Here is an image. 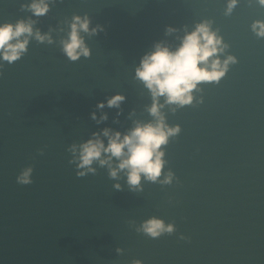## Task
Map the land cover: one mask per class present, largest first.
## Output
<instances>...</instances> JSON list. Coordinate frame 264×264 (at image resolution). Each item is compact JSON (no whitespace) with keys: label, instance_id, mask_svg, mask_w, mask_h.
I'll return each mask as SVG.
<instances>
[{"label":"water","instance_id":"1","mask_svg":"<svg viewBox=\"0 0 264 264\" xmlns=\"http://www.w3.org/2000/svg\"><path fill=\"white\" fill-rule=\"evenodd\" d=\"M29 2L0 0V23L31 21L33 33L52 41L29 37L22 58L0 67V264H264V39L250 30L264 21V7L256 0H237L231 12L228 0H48L47 14L34 17L21 8ZM84 15L103 30L80 33L91 55L69 62L61 41L72 17ZM201 22L226 45L219 59L237 63L217 84L199 85L192 105L160 109L169 127H180L163 148L159 179L171 172V183L141 177L142 191L130 192L123 173L110 179L95 163L94 174L77 178L68 146L103 128L124 135L137 122H154L134 70L156 44L174 51ZM115 94L125 97L119 108L102 109L100 124L91 120L95 104ZM29 166L32 183L17 184ZM149 217L173 223L175 232L137 233L133 227Z\"/></svg>","mask_w":264,"mask_h":264},{"label":"clouds","instance_id":"2","mask_svg":"<svg viewBox=\"0 0 264 264\" xmlns=\"http://www.w3.org/2000/svg\"><path fill=\"white\" fill-rule=\"evenodd\" d=\"M237 0H228L226 11L231 12ZM260 7H264V0H256ZM22 9L29 11L34 17H41L49 11L48 0H30L21 5ZM90 19L73 16L68 25L67 39L61 41V52L69 62H76L81 57L87 59L91 51L85 44L80 33L95 35L102 31L99 25L90 27ZM250 30L257 39H264V21L256 20L250 25ZM171 32L174 29L168 28ZM29 37L38 43H52L48 34L33 33L32 22L18 20L15 24L0 23V67L5 63L13 64L27 52ZM226 45L217 34L210 30L207 22L194 25L191 32H186L180 40L179 46L170 51L168 47L156 44L152 52L145 54L134 70V78L148 91L152 104L147 109L154 122L135 123V126L126 134L109 128L92 132L90 137L79 144H71L66 151L70 154L68 164L74 166L77 178L95 173L93 164L100 167L107 166L108 177L118 179V174L123 173L125 184L130 192L142 191L141 177L147 183L170 184L174 174L168 172L161 180L162 169L165 161L163 148L167 146L171 137L180 132L179 125L169 127L160 109L165 105H175L172 111L193 104L194 91H200L199 85L217 84L227 73L230 64H236L235 57L229 55L223 61L219 56L224 53ZM211 58V59H210ZM163 97V104L158 99ZM125 97L115 94L106 97L95 104V109L89 113V118L97 124L107 119L102 111L107 108H119ZM196 104L202 103L201 99L195 100ZM97 112L100 113L97 119ZM119 115V113H117ZM101 137L104 139L102 140ZM106 140V143H105ZM39 154H42L40 152ZM113 160L116 161L113 166ZM32 167L23 168L16 176V183L29 185L32 183ZM115 191H121L120 184H113ZM134 230L150 239H157L163 235H172L175 232L173 223H165L157 217L143 220ZM178 239L186 237L179 235ZM120 255L122 249L116 248ZM131 264H142L138 259Z\"/></svg>","mask_w":264,"mask_h":264}]
</instances>
